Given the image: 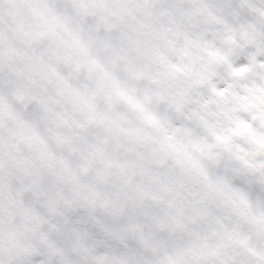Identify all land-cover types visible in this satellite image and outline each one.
I'll use <instances>...</instances> for the list:
<instances>
[{
	"label": "clouds",
	"instance_id": "obj_1",
	"mask_svg": "<svg viewBox=\"0 0 264 264\" xmlns=\"http://www.w3.org/2000/svg\"><path fill=\"white\" fill-rule=\"evenodd\" d=\"M0 264H264V0H0Z\"/></svg>",
	"mask_w": 264,
	"mask_h": 264
}]
</instances>
